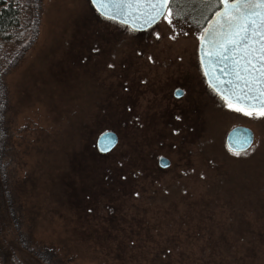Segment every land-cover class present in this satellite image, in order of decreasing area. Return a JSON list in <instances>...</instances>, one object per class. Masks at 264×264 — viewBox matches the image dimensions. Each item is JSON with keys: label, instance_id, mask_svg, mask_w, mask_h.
<instances>
[{"label": "rangeland", "instance_id": "obj_1", "mask_svg": "<svg viewBox=\"0 0 264 264\" xmlns=\"http://www.w3.org/2000/svg\"><path fill=\"white\" fill-rule=\"evenodd\" d=\"M16 1L22 49L0 77L21 230L71 264H264V116L229 107L198 60L216 3L174 0L171 23L135 31L89 0ZM237 125L242 152L225 145Z\"/></svg>", "mask_w": 264, "mask_h": 264}, {"label": "water", "instance_id": "obj_2", "mask_svg": "<svg viewBox=\"0 0 264 264\" xmlns=\"http://www.w3.org/2000/svg\"><path fill=\"white\" fill-rule=\"evenodd\" d=\"M93 9L102 17L106 16L98 5L89 0ZM171 0H169L170 5ZM224 5L210 17L204 26L198 44V60L206 84L224 101L235 106L256 111L251 101H245L244 95H256L258 90H264V21L259 17L256 25L247 24V31H241L233 36L236 26H229L227 18L217 13H223ZM151 9L136 0H127L124 5V15H118L114 21L128 26L135 31H143L156 24L145 23ZM238 21L237 23H242ZM205 29L208 32H205ZM207 37V39H206ZM214 37V39H213ZM251 90V91H250ZM176 92V91H175ZM177 96V95H176ZM254 135L250 128L237 125L225 135V145L233 152L247 150L253 143ZM118 142L114 131L102 132L95 141L99 153L111 151ZM160 167H167L169 160L165 157L158 159Z\"/></svg>", "mask_w": 264, "mask_h": 264}, {"label": "trees", "instance_id": "obj_3", "mask_svg": "<svg viewBox=\"0 0 264 264\" xmlns=\"http://www.w3.org/2000/svg\"><path fill=\"white\" fill-rule=\"evenodd\" d=\"M192 1L201 2L204 0ZM213 2L216 3V8L211 16L221 4L219 0H213ZM173 3L174 0H171L170 7ZM210 17H207L205 23ZM22 18L23 6L18 1L0 0V64L7 60L8 56L15 57L22 49V39L16 38V34L23 25ZM29 24L26 21L25 29ZM22 36L24 38L25 35ZM5 95L6 92L0 77V264H71L73 260L71 256L63 255L53 246H44L42 243L33 242V239L29 238V234L22 231L19 226L24 215L20 207L16 206V200L9 191L10 181L3 162ZM8 231L9 235H7Z\"/></svg>", "mask_w": 264, "mask_h": 264}, {"label": "snow or ice", "instance_id": "obj_4", "mask_svg": "<svg viewBox=\"0 0 264 264\" xmlns=\"http://www.w3.org/2000/svg\"><path fill=\"white\" fill-rule=\"evenodd\" d=\"M127 0H92L94 5H98L103 13L109 18L115 19L118 15H124V5ZM137 3H144L150 9L151 12L148 15L145 23L155 22L160 16L167 11L168 15L164 16L165 20L171 23L172 10L167 7L169 0H136ZM224 5L223 13H217L227 18L229 26H236V31L232 33L233 36L239 35L241 31H247V24L250 22L252 25L257 24L255 17H259L264 21V0H219ZM242 23H237L238 21ZM207 33L208 30L205 29ZM157 35H159L157 33ZM207 39V37H206ZM214 39V37H213ZM97 51V49H93ZM264 59V56L261 57ZM251 91V90H250ZM175 95L178 97L183 95V90L177 89ZM245 101H251L253 109L256 111L249 110L246 112L247 115L252 116H264V90H258L256 95H244ZM229 107H234L233 104L229 103ZM238 111H245L244 108H237ZM180 119V117H177Z\"/></svg>", "mask_w": 264, "mask_h": 264}, {"label": "flooded vegetation", "instance_id": "obj_5", "mask_svg": "<svg viewBox=\"0 0 264 264\" xmlns=\"http://www.w3.org/2000/svg\"><path fill=\"white\" fill-rule=\"evenodd\" d=\"M221 5V4H220ZM201 36V35H200Z\"/></svg>", "mask_w": 264, "mask_h": 264}]
</instances>
